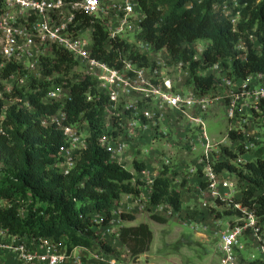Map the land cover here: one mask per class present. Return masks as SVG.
Instances as JSON below:
<instances>
[{
  "label": "trees",
  "instance_id": "obj_1",
  "mask_svg": "<svg viewBox=\"0 0 264 264\" xmlns=\"http://www.w3.org/2000/svg\"><path fill=\"white\" fill-rule=\"evenodd\" d=\"M143 14L136 33L135 43L151 46L153 52L164 51L165 67L185 63L184 86L191 88L194 95L215 93V75L209 70L218 65L224 75L232 81H242L254 74L264 75V0H236L240 19L232 31L230 23L212 6L222 5L223 0H137ZM89 17L75 14L72 31L87 28ZM91 57L103 62L109 68L119 70L123 59L137 68H146L153 73L161 71L149 56L140 54L136 44L116 38L106 41V32L98 25L93 26ZM250 38L255 40V45ZM201 43V53L196 56L194 46ZM240 44L241 46L236 49ZM51 53L40 58L38 81L21 89H14L12 96L27 99L31 111L9 107L0 134V201L7 208H0V228L10 235L50 239L62 245L66 253L76 248L89 249L92 245L107 257L111 248L104 241L94 242L92 215H101L100 225L111 221V210L121 196L137 197L141 183L122 165L111 160L110 154L101 149L96 137L106 121L105 109L109 105L106 96L99 95L95 80L89 76L71 81L70 73L79 66L78 61L55 46ZM122 55H124L122 57ZM0 59V65H1ZM16 66L11 63L0 68V91L3 81ZM53 77V78H52ZM154 81V80H153ZM55 85L63 86L69 92L64 103L44 104V97ZM86 94L92 101L86 100ZM5 96V94H4ZM98 96V98H97ZM1 106V102H0ZM142 106V104H140ZM62 110L66 124L84 122L87 132L86 149L81 153L76 167L62 175L54 166L59 148L63 145L62 132L51 125L44 127L41 118ZM264 118V101L259 105ZM119 121L114 119L113 128ZM114 136L116 134L112 133ZM227 140L235 145V152L222 148V161L212 164L214 173L231 176L238 198L230 202L213 200L208 212L225 219L239 215L233 204L253 211L264 223V162L260 159L237 163L243 155L245 137L241 132L227 131ZM261 149H259V152ZM137 153L132 160L134 173L145 170L143 162H137ZM172 175V174H171ZM168 168L162 167L160 174L152 181L147 209L161 207L169 218H175L183 210L179 191L170 186ZM184 187L183 182L179 184ZM206 188V183H200ZM186 219L201 216L196 206L184 209ZM120 220L132 221L133 216L121 212ZM150 220L165 224L166 219L149 215ZM232 224V223H229ZM110 239L118 240L127 251L131 261L147 253L152 242V232L145 224L135 227H117ZM239 264H264L259 260Z\"/></svg>",
  "mask_w": 264,
  "mask_h": 264
},
{
  "label": "built area",
  "instance_id": "obj_2",
  "mask_svg": "<svg viewBox=\"0 0 264 264\" xmlns=\"http://www.w3.org/2000/svg\"><path fill=\"white\" fill-rule=\"evenodd\" d=\"M237 8L236 0H223L220 7L212 6L213 12L223 16L230 23L232 31L237 30L236 24L240 19V10ZM77 12L89 17L90 25L83 30L72 31ZM142 19L143 14L138 9L137 0H0V68L7 63L16 66V71L3 81V91H0V134L9 107L31 111L28 100L12 96L13 90L26 87L31 79H40V58L48 56L51 53L50 47L55 46L75 58L83 68L81 77L86 75L95 80L97 93L107 97V121L98 133L96 142L110 154L112 161L121 164L125 159L127 145L120 139L121 136L129 138L144 132L148 123L154 121L151 118L159 116V111L163 108H169L184 116L198 129L195 141L200 143L202 152L198 165L190 168L188 173L201 174L213 200L230 202L233 196L220 194L216 187L220 183L223 188L233 193L235 183L233 180H219L220 176L217 177L214 173L212 164L222 159L213 157L212 153H219V148L222 147L219 145L235 152L236 144H232L233 148L230 146L227 134L219 144H212L206 134L203 119L191 116L188 111L196 109L204 114L214 105L224 106L225 120L230 124L228 131L241 132L245 137L244 153L237 159V163L243 164L244 155L250 151L255 152L257 147L254 141H259V136L253 130H245V127L253 122V119L264 127V118L259 110V105L264 101V75L254 74L242 81H232L224 75L218 65H214L210 71L218 70L215 93L197 96L192 91L186 94L173 92L172 83H181L187 75L185 63H177L170 69L172 79L164 73H157L156 70L150 73L146 68H137L129 60L123 59L120 69L115 70L91 57V33L94 25L105 30L106 41L119 38L136 44L140 54L151 55V46L138 41L135 43ZM250 40L255 45V40ZM240 46L238 44L236 49ZM201 48V44L194 46V59L201 53ZM59 89L49 91L43 99L44 104L64 103L69 98L67 89H63L65 92H60ZM86 100L92 101L91 96L86 94ZM147 103H153L157 112L148 111ZM107 111L111 112V115H107ZM114 119H119L115 128ZM41 124L44 127L54 125L62 132L63 145L57 152L53 167L62 175H68L86 149L87 125L84 122L66 124V115L62 110L48 119L41 118ZM214 158H217V161ZM257 158L264 162V154L253 156L251 161ZM148 184L151 187L152 181ZM202 206L205 207V203ZM1 207L7 208V203L0 201ZM232 207L239 211V215L233 218L232 224H227L219 236L217 264H239L241 258L246 261L264 262L262 223L252 210L242 208L239 204H233ZM91 217L94 218L93 221ZM91 217L92 223L100 224L101 215ZM252 249L257 252V257L252 254L243 256ZM75 251L88 252V249L76 248L66 253L62 245L50 239L18 237L0 228V252L12 254L18 264H81V256L75 255ZM92 257L94 264H116L114 258H106L102 254H92Z\"/></svg>",
  "mask_w": 264,
  "mask_h": 264
},
{
  "label": "crops",
  "instance_id": "obj_3",
  "mask_svg": "<svg viewBox=\"0 0 264 264\" xmlns=\"http://www.w3.org/2000/svg\"><path fill=\"white\" fill-rule=\"evenodd\" d=\"M210 72L211 71L209 70V73ZM160 73H164L162 69ZM168 77L173 79L172 73L171 76ZM172 87L174 93L186 94L191 91V88L184 86V81H182L181 83L173 82ZM219 106L221 105L218 104L212 106L204 114L200 113L196 109L190 110L188 111V113L193 117H199L203 119L204 124H206L208 121L215 122V120L212 119L215 116L214 114L211 113L213 109H216ZM147 110L150 112L153 111L157 112V109L154 107L153 103H147ZM159 113L160 115L156 119L157 122L156 124L159 125L158 132L164 136L168 135V126H166V116L170 115L175 119V122H173L174 126L178 125L177 122H179L178 120L179 118H185L184 116L182 115L180 116V114L169 108H163L162 110L159 111ZM184 120L186 123V127L187 129H189L190 133L191 131L194 132L192 139H190L188 150L193 152H198L197 156L194 157V160L192 158V162L190 164H188L189 161L180 162L178 158L177 159L174 158V150H172L170 145L172 143V140L171 142L168 141V144L165 143V138H163L162 143H157L156 142L157 140L154 142L153 137L157 135L156 133L152 134L151 130L148 131L146 129L147 131L143 135L137 137H135V135L129 138H124L123 136L120 137V139H122L127 145L124 157L125 158L126 156L129 157V155L130 158L133 157L135 155V152L132 148H134V146L137 144L140 146L139 156L141 157V160H138L137 162H143L146 168L144 172L136 173V176L134 178V180H138L141 183V186L139 187V195L137 197L121 196L119 200L114 204V207L111 210V221L109 222V224L106 226H102L100 224L94 223L95 226L92 229L94 233V237H97V240L106 242L107 246L111 248V253L107 254V257L114 258L116 260V264H217L218 262L217 244L219 241V236L225 229L224 226H227L226 224L228 223L227 221H225L222 224L216 225L210 220L209 216L202 209L204 208L202 204L203 203L206 204L209 202V204L212 205L214 201L210 197L207 188L199 187V184L203 182V178L201 177V174L199 175L189 174L188 171L185 172V176H181V178H183L186 181L184 187H180L179 186L180 182L176 180L174 182L173 189L179 191L181 195L183 210L180 214V218L182 219L184 218V213H185L184 209L187 207L196 206L198 210L201 212V216L196 217L190 224V225H194V228L192 229L194 231L195 238L193 239L184 238L182 237L181 234L182 231L180 230V233L177 231L178 232L177 241L181 239V241H179L180 243L162 244L160 249L155 253V256H149L148 261H146L148 252L141 255L137 260L131 261L123 245L118 240L110 239L111 232L117 227L120 226L135 227L139 224H145L152 232L153 239L149 246L150 249L152 245H154L153 243L155 241L154 231H152L151 229L152 225L168 228L171 220L168 219L167 217L168 214L165 213L161 207H151L149 210L151 211V214L166 219L167 222L165 224L155 223L152 220H150V218H148L149 220L148 219L142 220L143 218L141 217L140 220L139 218H136V216L142 215V213L146 209V206L148 205L149 194L151 189L150 184H148V182L153 181L160 174L163 166H168L169 163L172 164V160H173L174 163L172 165L176 167L174 169L177 171V173L180 174L179 171L180 168H190L192 165L194 167L198 165V161L201 156V152H200L201 146L194 143V138L196 134L194 129H192L194 127L193 124L190 123L186 118ZM220 121L222 122L223 119L220 118L218 123H221ZM154 122L155 121H153L152 124ZM196 130L198 131L197 128ZM191 144L193 146H191ZM162 152L163 153L169 152L172 160L171 161L169 160L168 162V156L160 157ZM186 164H188V166H185ZM174 169L169 167L168 169L169 179L171 177V172ZM219 180L232 181L233 179L231 178V176L227 174H222L220 175ZM175 186H177V189H175ZM216 188L220 194L226 196L235 195V192L231 193L229 190L223 188L220 183L217 184ZM121 212L133 216L134 219L132 221L120 220L119 215ZM198 218H204L205 222L197 220ZM91 220L93 221L94 218L91 217ZM172 220L173 221L171 223L173 224L171 225H174L177 219L176 220L172 219ZM198 228L201 229V232L196 233L195 230ZM217 231L220 232L217 234ZM214 237H217L216 242L213 241ZM210 247L213 249L212 251H210ZM74 254L81 256V260H82L81 264H94L95 261L92 257V254H103V253L96 246V244H94L92 245V247L88 249V252L75 251ZM0 264H18V263L16 262L12 254L7 252H0ZM68 264H73V263H68Z\"/></svg>",
  "mask_w": 264,
  "mask_h": 264
},
{
  "label": "rangeland",
  "instance_id": "obj_4",
  "mask_svg": "<svg viewBox=\"0 0 264 264\" xmlns=\"http://www.w3.org/2000/svg\"><path fill=\"white\" fill-rule=\"evenodd\" d=\"M200 44L201 43H198V45H200ZM149 58L152 59L154 62L159 63V65H158L159 67L158 68L163 70L164 75L171 76L170 68L164 66L165 60H166V55H165L164 51L154 52L151 56H149ZM211 73H213L215 75V78H217L218 70H212L210 72V74ZM82 75H83V68L80 67V66H77V67H75L72 70V72L70 73V77L69 78L71 79V81H77L79 79V77H81ZM55 89L56 90L59 89L60 92H65V90H66V89L63 90L64 88L62 86H60V85H55L50 90H55ZM211 114H214L215 117H213L212 119L215 120V122L208 121L205 124V131H206V134H207L208 138L212 139V141H211L212 144L213 143L214 144H219V142H221V140L224 138V136H226L230 124L227 123L226 121H224L225 120L224 106L221 105V106L217 107L216 109H213ZM107 115H111V112L107 111ZM157 117H158V115H156V117L151 118L155 122L153 124H152V122H150L148 124V128H147L148 131L149 130L152 131V134L156 133L157 136L153 137L154 142L157 140L156 141L157 143H162L163 142V138H165V143L168 144V141L171 142V140H172V143L170 145H171L172 150H174V158H176V159L178 158L180 162L181 161H185V162L189 161L188 164H190L192 162V158L194 160V157L197 156L198 152H193V151H189L188 150L189 149V142H190V139H192V136L194 135V132L191 131V133H190L189 129H187L186 123H185V120H184L185 118H179L178 119L179 122L176 121L178 125L174 126L173 122H175V119L172 116H170V115L166 116V126H168V135L164 136V135H162V134H160L158 132L159 125L156 124L157 123L156 122ZM220 118H222L223 121L222 122L220 121L221 123H218ZM253 118H255V116H253ZM207 119H208V117H207ZM192 129H194V131H195V134H196L195 138H196L197 130L194 127ZM147 130H145L144 132H140L138 134H135V137L143 135ZM245 130H248V131H252L253 130L256 133V135L259 136V141L258 142L254 141L255 146L257 147V150L255 152L250 151L246 155H244V159L242 161L244 163L251 161L253 159V156L256 157V156H258L260 154H264V127H263V125L261 123H257L256 120L253 119V122L248 124V126L245 127ZM195 138H194V143L200 145V143H197L195 141ZM191 146H193V145L191 144ZM219 146H222V147L219 148L220 149L219 153L218 154L212 153V156L213 157L214 156H218V158L223 159L222 156H221V151H222V148H226V147H224L223 145H219ZM230 146L233 148L234 145L231 144ZM132 149L134 150L135 155H136V152H138L137 153V156H138L137 157V161L141 160V157L139 156L140 155L139 154L140 146L136 144L134 146V148H132ZM200 149H201L200 152H202V148H200ZM259 149H261L260 153H258ZM217 152H218V150H217ZM162 156H168V162H169V160L170 161L172 160L171 159V155L169 154V152H167V153H163L162 152L160 157H162ZM133 157L130 158V155H129V157L126 156V158L123 160V162L120 165H122L126 170L130 171L131 173L134 174V176H136V173L133 172L132 167H131ZM214 160L217 161V158H214ZM114 162H116V161H114ZM173 163H174V161L172 160V164ZM172 164L169 163V165L166 166V167L168 169H169V167L173 168V169L176 168ZM188 164H186L185 166H188ZM190 168H195V167L192 165ZM190 168H180V170H179L180 174L177 173V171L175 169L171 172L172 175L170 177V181H171L170 186H171L172 189H173L174 182L176 180L178 182H180V183L183 182V184L185 185L186 181L183 178H181V176H185V172L189 171ZM199 174L200 173L198 172L196 175H199ZM175 189H177V186H175ZM239 193H240L239 190H236L235 191V195H232L233 197H231V198H238V196L240 195ZM205 205L206 206L204 208H202V209L209 216L210 220L213 223H215L216 225L217 224H222L225 221H227L228 224L229 223H233V221H232L233 218H230V219H225V218H221V217L217 218V217H215V215H211L208 212V207H210L211 205L209 204V202L206 203ZM163 211H164V209H163ZM150 214H151V211L150 210L148 211L147 206H146V209L144 210L142 215H137L136 218L140 219L142 217L143 218L142 220H147L149 218ZM167 217H168L169 220H171L168 228L167 227H161V226L152 225L151 229H152V231H154L155 241L153 243L154 245H152V247L148 250L146 261H148L149 256H155V253L160 249L162 244H177V243H180L179 242V241H181L180 238H179L180 240L177 241L178 240L177 234H178V232L180 233V230L182 231V233H181L182 237H184V238H192V239L195 238V234H194V231L192 229V228H194V225H190L193 220H188V219H186V217H184L182 219V218H180V215L178 217H175V218H169V215H167ZM172 219H175V220L177 219L175 221L174 225H171V224H173V223H171L173 221ZM197 220L205 222L204 218H198ZM224 228H226V226H224ZM195 231H196V233H199V232H201V229L198 228ZM219 232L220 231H217V234ZM262 233L264 235V223H262ZM93 240H94V242L101 241V240H97V237H94ZM216 240H217V237H214L213 241L216 242ZM212 250L213 249L210 247V251H212ZM215 254H216V252H215ZM249 254H252V255H254L256 257L258 256L257 252L254 249L247 251L245 254H243V256L245 257V255L248 256Z\"/></svg>",
  "mask_w": 264,
  "mask_h": 264
}]
</instances>
